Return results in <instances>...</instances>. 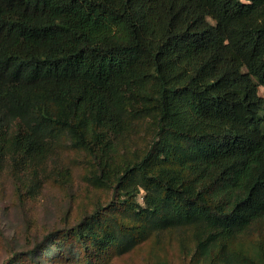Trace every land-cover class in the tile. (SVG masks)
I'll return each instance as SVG.
<instances>
[{
	"label": "trees",
	"instance_id": "16d2710c",
	"mask_svg": "<svg viewBox=\"0 0 264 264\" xmlns=\"http://www.w3.org/2000/svg\"><path fill=\"white\" fill-rule=\"evenodd\" d=\"M261 89L264 0H0V171L35 174L66 140L113 192L66 264L174 230L194 264H264V241L238 246L264 228Z\"/></svg>",
	"mask_w": 264,
	"mask_h": 264
},
{
	"label": "rangeland",
	"instance_id": "374dc122",
	"mask_svg": "<svg viewBox=\"0 0 264 264\" xmlns=\"http://www.w3.org/2000/svg\"><path fill=\"white\" fill-rule=\"evenodd\" d=\"M260 93L264 96L263 89ZM145 130L144 125L129 139L117 163L130 159L137 145L145 146L150 139ZM11 170L0 171V264L13 259L16 264H66L62 255L72 244L69 230L112 199V190L95 181L94 159L64 140L37 173L21 171L16 176ZM260 241L264 228L258 227L238 246L252 250ZM192 248L189 232L174 230L155 234L110 264H194Z\"/></svg>",
	"mask_w": 264,
	"mask_h": 264
}]
</instances>
